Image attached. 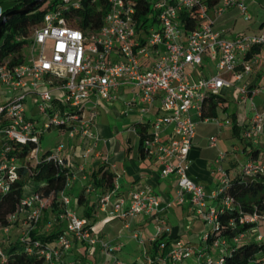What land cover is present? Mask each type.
<instances>
[{
	"label": "built area",
	"instance_id": "2783aa9c",
	"mask_svg": "<svg viewBox=\"0 0 264 264\" xmlns=\"http://www.w3.org/2000/svg\"><path fill=\"white\" fill-rule=\"evenodd\" d=\"M64 1L79 7L82 0ZM92 1H102L106 5L99 26L83 28L72 23L70 14L66 15L58 4L47 9L42 20L33 26L24 60L15 65L0 62V91H5L7 95L0 103L2 136L21 142L35 141L38 146L31 155L36 158L41 134L53 125L60 129L68 128L70 135L78 134L85 140L94 138L93 127L101 100L117 99L119 87L127 85L133 92L126 102L127 110L137 105L139 121L149 123L143 138L145 151L160 162L163 176L174 174L177 178L175 199L187 204L205 221L218 225L217 208L210 200L224 190L229 173L221 165L222 178L208 192L188 175V152L196 136L197 118L227 123L217 116L204 115V100L210 93L221 94L224 87L231 86L261 62L258 52L247 55L255 46H264V31L225 36L214 27L215 16L223 14L233 5H238L250 18L244 0H216L213 4H209L208 0H149L151 8L145 24L137 17L135 0ZM192 9L197 11V22L194 27L188 28L182 14ZM3 10L0 4V16ZM75 19L79 20L80 15ZM205 60L213 61L214 71L198 77L187 71L188 66L196 68L206 63ZM240 64L242 68H238ZM226 70L233 71V81L223 77L222 73ZM260 90V85L245 83L240 87V94L253 98ZM30 92L36 94L34 104L45 115L43 126L36 118L25 114V102ZM155 105L161 113L150 119L148 115ZM251 110L242 135L257 141L264 137V110H259L254 102ZM216 142L217 135H213L210 144L216 145ZM64 146L63 141L58 142L48 156L62 163ZM92 148L88 143L87 153ZM8 149L9 143L0 148V187L5 189L9 180L18 177L16 158L7 155ZM225 155V152H220L217 161ZM261 158L244 161L240 170L246 174L263 170L264 157ZM71 177L70 172L61 191L64 210L56 217L65 223V231L43 245L40 239L30 240L29 230L25 229L21 239L28 241V250L31 251L33 245L38 246L48 264H83L81 259L68 260L66 252L76 243H100L113 255V264H128L112 253L119 247L96 234L89 219L70 206L71 197L67 188ZM119 188L120 183L115 179L114 186L98 199L100 207L107 211L109 217L128 219L142 213L154 214L157 229L152 240L170 229L166 217L160 214L163 208L161 197L150 185H136L128 195L119 194ZM225 202L230 205L228 198ZM44 205L45 201L37 193L26 194L22 205L9 214V224L3 228L8 230L22 212H28V225L35 224ZM262 218L264 212L255 211L241 216L240 221H259ZM51 224L52 221H48L46 227ZM257 235L263 236L261 232ZM135 236H139L138 231ZM203 237L206 238L205 233ZM221 243H225V239L216 238L213 245ZM165 246L166 242L161 241L160 247ZM205 253L182 237H175L166 256L159 254L157 259L179 261L194 255L198 259ZM3 259H6V251L0 245V260ZM154 260L149 257L148 262Z\"/></svg>",
	"mask_w": 264,
	"mask_h": 264
},
{
	"label": "trees",
	"instance_id": "16d2710c",
	"mask_svg": "<svg viewBox=\"0 0 264 264\" xmlns=\"http://www.w3.org/2000/svg\"><path fill=\"white\" fill-rule=\"evenodd\" d=\"M28 1L30 0H18L10 7H3L4 10L0 20L8 10L19 7ZM208 2L213 4L216 0H208ZM58 4L66 15L70 14L72 23H77L83 28L99 26L106 10V5L102 1L82 0L79 7H75L71 2H65L64 0H47L29 12L15 14L6 24L0 37V62H6L8 65L22 62L30 42L33 26L42 20L47 9ZM135 4L138 7L137 17L141 19V23L145 24L148 20L147 12L151 8L150 1L135 0ZM196 12L195 9H192L182 14L186 27L191 28L196 25ZM77 15H80L79 20L75 19ZM260 49L261 45L255 46L247 56H250L252 52H258ZM225 98L223 94H208L204 100L203 114L216 116L219 112V102H224ZM224 109H227V105H224ZM136 124L140 125L138 132L141 139V151L147 154L143 146V138L149 123L137 121ZM235 126L239 131L240 126L237 124ZM246 141L251 145V149L248 150L249 154L255 157L263 150L262 158L264 157L263 147L254 143L251 139H246ZM6 143L10 144L7 155L16 158L18 177L9 180L8 188L0 187V229L9 224V214L22 205L24 196L35 192L45 201V205L40 218L35 224H29L26 229L29 230L30 238H32L30 240L40 239L45 245L46 242L55 240L65 231L64 223L60 221L62 224H57L56 220L58 219L56 217L64 210L61 191L66 186L68 173L71 172L68 159L64 155L63 162L60 163L56 158L49 157L48 155L53 147L44 150L42 153L39 152L37 158L33 157L31 152L38 146L35 141L21 142L0 136V148ZM115 177V172L109 169L108 162L105 161L93 172L95 184H104L109 188L114 186ZM26 180L31 184L30 189L25 187ZM83 198L84 191L82 190L77 195L78 203L82 202ZM225 198L230 200V205L225 202ZM212 201L217 208L219 224H213L211 228L206 230L205 235L208 240L206 245L196 246L206 252L196 259L197 264H264V234L260 231L263 234L262 237H258L257 234L252 235L259 227L261 219L259 221H240L241 216L245 214L255 211L264 212V169L252 174L243 173L241 170L233 174L229 173V181L224 190ZM48 209H51L55 219L47 217L46 211ZM27 213L22 212L19 217L21 215L27 217ZM83 215L91 216L92 212L87 209L83 212ZM48 221H52L49 228L46 227ZM162 236L154 241L158 242ZM174 238L162 240L166 242L164 248L160 247L161 241L157 243L158 248L162 250L159 253L160 255L168 251ZM216 238L225 239V243L214 246L213 242ZM31 243L33 244V241ZM27 247V240L21 238L12 240L7 248H4L6 259L1 260V264H48L45 254L40 251L38 246L33 245L31 251ZM153 256L157 258V254L154 253ZM76 259H79V257L68 260ZM166 261L168 264L178 262L168 258H166Z\"/></svg>",
	"mask_w": 264,
	"mask_h": 264
},
{
	"label": "crops",
	"instance_id": "0c3cea01",
	"mask_svg": "<svg viewBox=\"0 0 264 264\" xmlns=\"http://www.w3.org/2000/svg\"><path fill=\"white\" fill-rule=\"evenodd\" d=\"M223 25L222 19H220L219 16L215 17L214 27L225 35L223 28H221ZM263 48L264 46H261V49L258 51V53L261 55V59L264 58V55L261 54ZM261 61L262 62H260V66L263 64L264 60ZM200 66H202V68L200 70L197 69L196 72L194 70L197 67L193 68L188 66L187 71L198 77L201 74H208L215 70L214 63L211 60H207L206 63ZM238 68H242V65L240 64ZM232 76H234L233 72ZM245 83L253 85L251 82ZM227 89L228 87H224L221 92V94H223L225 97ZM0 93L4 94L5 91H0ZM132 95L133 92L131 87L126 85L119 87L117 99L101 100L99 113L93 127L96 137L85 140L82 139L78 134L70 135L68 132L67 143H65L61 153L66 155L68 164L70 165V171L72 173L71 183L67 188V192L71 197L70 206L76 209L81 215H83L85 210L89 209V211L92 212V215L86 217L89 219V222L92 226H94V222L96 220L101 218L103 219V217L108 216L107 211L100 207L98 199L101 194L105 193L110 188L104 184L96 185L93 181V172L101 163L105 161L108 162L109 169L115 172V179H118L120 183L118 192L119 194L128 195L129 191L136 185L147 184L150 185L161 197L163 208L162 211H160V214L166 217L170 229L162 234L163 236L159 238L158 242L152 240V237L154 236L157 229V220L156 222L152 221V218L156 217L154 214L152 215L142 213L130 217L129 219L123 218L124 227L129 228L134 236L136 231H138L140 234L142 232L141 229L148 231L147 238L139 239L147 248L146 256L151 257V255L154 253L158 255L161 252V249L158 248L157 243L162 240L177 236L182 237L185 241L197 246L199 244L195 241L193 235L197 233L196 229L198 228L193 223L191 224V221L188 220L184 214H189L190 217L195 219L201 218V216H199L187 204L181 203V205H178L179 203H176V176L174 174L163 176L160 172V162L154 156L142 153L140 148L141 139L138 132L140 125H135V122L139 121V119L135 120L132 124V130L136 132L135 136L129 133L124 141L120 140L118 137V135L121 133V129L118 128V126L124 122V120H119V117L130 113H136L139 115L137 105H133L130 110H127L126 102L131 99ZM219 105L220 107L224 108V105L226 104L225 102H222V104ZM160 113L161 110L157 105H155L149 113L148 118L153 119ZM222 113L233 118L231 119L230 133L234 135L236 132L242 134V129L244 126L243 124L246 122L245 121L242 124L243 126L240 127L238 131L235 124L240 126L239 116L242 114L249 118V116L252 114V110L249 109L247 111L246 109L238 108V110L234 109L232 112H229L227 109H224ZM194 116L197 118L196 113H194ZM31 117L35 118L33 113L31 114ZM209 121L210 120L200 121L198 124L196 136L188 152L187 172L192 179L201 183L208 192H211L219 184L217 175L222 173L219 167L222 165L226 171L229 173L230 171L222 164L223 159H226V155L222 160L217 161L220 152H222V147L217 143L218 134L223 132V126L225 124H220L217 121L218 123H214L216 125H213ZM37 122L39 123V120ZM200 123L203 124L200 125ZM127 130H131L130 127ZM213 135H217L216 145L210 144V140ZM243 138L246 140L244 136ZM261 138L264 137H260L257 141L253 140L254 143L260 145ZM88 143L91 144L93 148L87 153L86 147ZM245 150H247V156L237 166L238 168L235 170V172L240 170L241 164L244 161L255 157L260 158L263 154V150H261L257 156L253 157L251 154H249L247 146H245ZM231 165L236 164L232 162ZM81 167H83V169H81ZM29 186H31L30 182L29 185H26L25 187L30 189ZM82 190L84 191V198L82 202L78 203L77 195ZM210 202L212 203L213 201L210 200ZM118 219H120V217L112 218L113 221H118ZM185 221L187 222L185 223ZM63 227H66L65 223ZM199 230L200 235L204 236L206 231H204V229ZM106 233L107 232L103 231V233L100 234V237L109 240L114 245H117L119 248L114 250L112 253L124 260L125 258H122L119 253V251L123 249L122 235L116 234L114 235V238L112 237L107 239L104 237L107 236ZM139 237L140 236H138V238ZM148 249L151 250L150 253L148 252ZM92 254H100L104 256V259L102 261H98L96 259L92 261ZM76 257H79V259H81L84 264L87 263V260H91V264H113L114 260L113 255L108 253L100 243L95 245L76 243L66 252V258L72 259ZM140 258L141 257L138 255L137 259ZM124 261H126L128 264H132L128 260ZM190 262H193L192 259ZM137 263L141 262H134V264Z\"/></svg>",
	"mask_w": 264,
	"mask_h": 264
},
{
	"label": "rangeland",
	"instance_id": "374dc122",
	"mask_svg": "<svg viewBox=\"0 0 264 264\" xmlns=\"http://www.w3.org/2000/svg\"><path fill=\"white\" fill-rule=\"evenodd\" d=\"M18 0H0V4L7 8L15 4ZM248 5V11L251 14L250 18H247L245 14L242 12L241 8L238 5H233L230 7L226 12L221 15H218L220 19H222L223 31L225 32V36H233L237 33H244V32H262L264 31V0H244ZM217 17V16H215ZM264 55V48L261 52ZM261 60H264L261 59ZM207 61V60H205ZM262 62V61H261ZM264 61L263 64L260 66V63L254 65L251 72L245 73L240 79L234 81V83L228 87L226 90V98L224 100L225 104L227 105V110L232 112V110H238V108L246 109L247 111L252 109V102H254L259 110H264ZM202 66H198L194 71L196 72L197 69H201ZM232 70H226L222 73L223 77L229 80L234 79L232 76ZM245 82H251L254 85H260L261 90L257 93L253 98L250 97H242L240 94V87L245 84ZM7 95L4 93H0V103H2L6 99ZM36 94L33 92L28 93L27 101L25 102V114L30 115L33 113L35 118L39 120V125L43 126L45 115L39 112L38 106L34 104V99L36 98ZM224 111L223 107H219V115L217 114L219 119L223 121H227V123L223 126V132L218 134V144L222 147V151L226 154V159H223L222 164L225 168L230 171V174H233L235 170H237V166L241 163V161L247 156V150H245V146L247 149H251V145L246 142L243 138L241 133L236 132L234 135L230 133L231 127V119L232 117L228 115H224L222 112ZM87 113V111H85ZM133 114V115H132ZM240 127H242L245 121H247L246 115H240ZM139 119V115L136 113L124 114L119 117V120H124L123 123H119L120 126L118 128L121 129V133L118 135L120 140H125V138L129 135V133L133 136L136 135V132L132 130V124L135 120ZM200 121H205L203 119L197 118V126H196V133L197 127ZM213 125L214 123H218L216 119H210L209 121ZM203 123H200V125ZM243 124V125H242ZM210 125V124H208ZM130 127L131 130H127ZM4 134L3 130H0V136ZM67 136H68V128L60 129L57 126L53 125L51 128H46L43 133L41 134L39 152L42 153L44 150L53 147L58 141H63L67 143ZM260 145L264 147V138H261ZM1 156V155H0ZM234 162L236 165H231ZM222 173L217 175V180L220 181L222 178ZM25 184L28 186L29 181L26 180ZM30 187V186H29ZM181 205V202L176 201ZM47 217L51 219H55V215L51 212V209L47 211ZM186 215L187 219L191 221L198 229L197 233L193 235L195 241L199 244L197 246L202 247L208 243V240L200 235L199 229H204V231L208 230L213 226L212 222L205 221L202 217L201 218H192L189 214ZM129 219V218H128ZM156 217L152 218L153 222H156ZM187 220V221H188ZM30 221V217L27 215H21L17 221H14L8 228V230L0 229V245L3 248H7L9 243L16 239L21 238L23 234H25V229ZM57 224H62L59 220H56ZM185 221V223L187 222ZM189 221V223H190ZM123 218L118 219V221H113L111 217L105 216L103 219H98L94 222L93 231L100 235L103 231L107 232L104 236L105 238H114V235H122V250L119 251L120 256L125 258L124 260L130 261L132 264L136 261H140L142 264H152L148 262L149 257L146 256L147 248L144 246V243L140 241L141 238H147V232L144 229H141L142 232L139 234V238L135 237L132 234V231L129 228H125ZM44 229L47 230L46 227ZM264 234V218L260 220L259 227L252 233L258 234L259 232ZM143 234V235H142ZM174 234V233H173ZM187 238V236H186ZM162 251V250H161ZM150 253L151 250L148 249ZM167 253V252H166ZM166 253L161 254L163 257L166 256ZM140 256V259H137V256ZM196 256L185 258L182 261L172 262L171 264H197ZM153 259L156 256L151 255ZM98 260L102 261L104 256L100 254H92L91 260ZM192 259V263L190 262ZM91 260H87L86 264H91ZM153 262V264H168L165 259L158 260ZM83 262V261H82ZM1 264V260H0ZM84 264V263H83Z\"/></svg>",
	"mask_w": 264,
	"mask_h": 264
},
{
	"label": "water",
	"instance_id": "95a60500",
	"mask_svg": "<svg viewBox=\"0 0 264 264\" xmlns=\"http://www.w3.org/2000/svg\"><path fill=\"white\" fill-rule=\"evenodd\" d=\"M47 0H30L24 4H22L19 7H14L10 10H8L1 18L0 20V37L3 33V30L6 26V24L8 23V21L10 20V18L15 15V14H23L26 12H29L33 9H35L36 7H38L39 5L43 4L44 2H46Z\"/></svg>",
	"mask_w": 264,
	"mask_h": 264
}]
</instances>
